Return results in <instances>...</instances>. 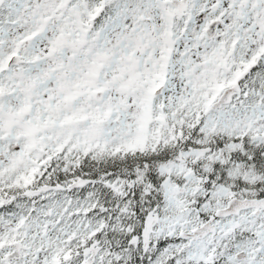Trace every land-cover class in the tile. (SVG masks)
Here are the masks:
<instances>
[{"label":"snow or ice","instance_id":"snow-or-ice-1","mask_svg":"<svg viewBox=\"0 0 264 264\" xmlns=\"http://www.w3.org/2000/svg\"><path fill=\"white\" fill-rule=\"evenodd\" d=\"M0 264H264V0H0Z\"/></svg>","mask_w":264,"mask_h":264}]
</instances>
